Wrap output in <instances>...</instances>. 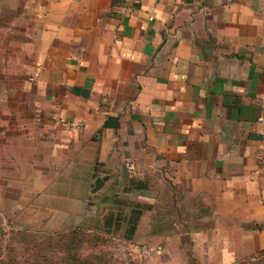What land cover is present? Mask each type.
<instances>
[{
  "label": "crops",
  "instance_id": "obj_1",
  "mask_svg": "<svg viewBox=\"0 0 264 264\" xmlns=\"http://www.w3.org/2000/svg\"><path fill=\"white\" fill-rule=\"evenodd\" d=\"M263 95L264 0H0V212L75 225L97 178L169 182L209 213L191 260L264 249Z\"/></svg>",
  "mask_w": 264,
  "mask_h": 264
},
{
  "label": "trees",
  "instance_id": "obj_2",
  "mask_svg": "<svg viewBox=\"0 0 264 264\" xmlns=\"http://www.w3.org/2000/svg\"><path fill=\"white\" fill-rule=\"evenodd\" d=\"M146 188L147 182L144 180L130 179L124 190L129 192ZM100 200L106 202L107 209L96 219L89 215L90 207L89 213L75 225L55 226L53 220L47 218L41 222L45 230L21 229L14 232L19 244L24 248L25 253L22 256H18L17 247H13L11 242L3 245L0 236V264H132L130 261L116 259L107 247L111 242L110 238L126 243L134 241L145 214L148 215V219L138 239L142 241L157 238L161 234L190 233L211 227V223L198 227L190 226L192 224L190 221L185 222L182 219L180 205L185 201V194L175 191L169 182L161 188L154 203L125 198L122 195L102 197ZM88 204L90 206V203ZM193 206L196 207V211L191 213L190 217L195 221H203L204 214H209L208 210L200 212L195 201ZM19 213L14 218H17ZM174 214L178 217L176 222L173 221ZM177 223H180L181 229L175 227ZM9 238V241H12L14 236L10 235ZM231 264H264V249Z\"/></svg>",
  "mask_w": 264,
  "mask_h": 264
},
{
  "label": "rangeland",
  "instance_id": "obj_3",
  "mask_svg": "<svg viewBox=\"0 0 264 264\" xmlns=\"http://www.w3.org/2000/svg\"><path fill=\"white\" fill-rule=\"evenodd\" d=\"M110 196L111 193L104 195L103 192L101 193L97 192V195H93L92 198L89 199L90 200L89 203L91 206V210H90L91 214L89 215L91 216V218L94 217L93 219H96L97 217H100L99 215H102L103 213L106 212L107 204L106 202L103 203L100 199L102 197L109 198ZM183 203L182 205H180V207L182 208L181 213H183L182 219L185 222L190 221L192 223L190 224V226L194 225L198 227V226H202L205 223H209V222H205L206 219L203 220L204 223L203 221L192 220V218L190 217L191 212L189 210L190 208L189 203L186 201L185 204ZM29 212H33L34 216L30 215ZM0 215H1L0 236H2L3 245H6L7 243L11 242L12 245H14L13 247H17V250L19 252L18 256L24 255L23 253L25 252H24V248L19 244L18 238L15 237L14 232L21 231V229H26L30 231H41L39 229L42 228L45 230V228L42 226L41 223L44 222L45 217L37 216L35 214V210L20 212L17 218H14L15 215L6 216L3 215L1 212ZM143 219L144 221H147L148 215L145 214L143 216ZM173 221L175 222L178 221V217H176L175 214L173 215ZM89 223L91 224L92 220H90ZM144 224L142 227H140L136 239H134V241H132L131 243H126L115 238L113 239L110 238L111 242L107 247V249L115 256L116 259L123 262L130 261L132 264H200L197 259L191 260L194 254H192L193 251H190L189 249L190 244L187 243L188 241L186 238L181 239V237H179L180 234L183 233H177L174 235L161 234L157 238H151L149 240L145 239L144 241L138 240L139 237L142 235L143 232L142 229L144 227ZM175 227L178 229L182 228L180 223H177ZM10 235L11 237L14 236V239H12V241L11 240L9 241ZM173 236H177V240ZM174 239L176 240V242H174ZM185 244H187V246ZM144 245H149V246L160 245L162 247V250L159 253L151 252L148 255H144L141 250ZM257 251L240 256L235 261L224 264H231L233 262L243 260L245 258L254 255Z\"/></svg>",
  "mask_w": 264,
  "mask_h": 264
},
{
  "label": "built area",
  "instance_id": "obj_4",
  "mask_svg": "<svg viewBox=\"0 0 264 264\" xmlns=\"http://www.w3.org/2000/svg\"><path fill=\"white\" fill-rule=\"evenodd\" d=\"M261 100L264 104V95L261 97ZM257 122L262 124V128L260 130V147L256 155V161L259 167L264 170V118L263 116H258ZM63 124L67 128H70L71 130H79L82 127L81 123L75 122V121H67V122H64ZM128 166L131 167L130 165ZM141 250L144 255H148L151 252H155V253L161 252L162 247L160 245H157V246L144 245Z\"/></svg>",
  "mask_w": 264,
  "mask_h": 264
},
{
  "label": "water",
  "instance_id": "obj_5",
  "mask_svg": "<svg viewBox=\"0 0 264 264\" xmlns=\"http://www.w3.org/2000/svg\"><path fill=\"white\" fill-rule=\"evenodd\" d=\"M108 178L107 175L101 177V178H97L94 182V186L92 188V192H96L97 190H99V188L103 185L104 180H106Z\"/></svg>",
  "mask_w": 264,
  "mask_h": 264
}]
</instances>
